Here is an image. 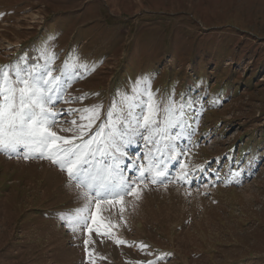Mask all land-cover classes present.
Wrapping results in <instances>:
<instances>
[{"label":"rangeland","instance_id":"374dc122","mask_svg":"<svg viewBox=\"0 0 264 264\" xmlns=\"http://www.w3.org/2000/svg\"><path fill=\"white\" fill-rule=\"evenodd\" d=\"M21 58L53 75L76 70L54 98L61 136L80 135L87 121L76 110L100 104L85 136L94 131L117 87L137 96L166 85L157 75L135 80L142 75L181 78L173 95L153 94L179 104L187 91L203 110L196 137L176 139L173 151L166 139L159 151L141 135L121 142L126 177L139 176L153 152L168 160L164 175L153 183L145 173L138 194L106 197L99 209L90 194L86 225L57 215L86 202L66 171L23 149L0 151V264H264V0H0V66ZM230 145L257 154L234 176L213 177V162L192 173L202 148L213 156Z\"/></svg>","mask_w":264,"mask_h":264},{"label":"snow or ice","instance_id":"6c2138e0","mask_svg":"<svg viewBox=\"0 0 264 264\" xmlns=\"http://www.w3.org/2000/svg\"><path fill=\"white\" fill-rule=\"evenodd\" d=\"M63 82L62 76H53L47 66L29 65L23 58L14 65L0 66V151L19 154L23 149L25 159L29 156L47 158L67 172L70 182L75 181L77 187L83 189L85 204L57 214L71 227L73 222L87 224L88 216L83 213L91 211L90 194L94 195L99 209V201L106 197L132 194V191L138 194L139 188L133 189V185L136 179L143 180L145 173L154 172L153 183L164 175L160 170L164 165L153 157L147 167L137 168L139 176L126 177L115 153L121 151V142L134 135L154 143L159 151L160 140L173 139V129H180L175 139L187 134L184 118L188 105L183 100L177 104L174 99H157L145 87L141 95L146 98L141 108L135 90L131 96L123 93L106 109V120L96 126L86 141L83 140L86 130L92 129L104 106L98 104L76 110L86 114L80 119L87 123L78 126L79 137L68 138L52 130L62 111H54V108ZM145 132L148 135H143ZM78 139L80 143L75 142ZM166 147L173 151L175 145L166 144ZM105 158L114 163H104Z\"/></svg>","mask_w":264,"mask_h":264},{"label":"trees","instance_id":"16d2710c","mask_svg":"<svg viewBox=\"0 0 264 264\" xmlns=\"http://www.w3.org/2000/svg\"><path fill=\"white\" fill-rule=\"evenodd\" d=\"M223 46H220V48H222ZM259 64V63H257ZM65 68H69L70 67H65ZM71 75L74 74V71H70ZM157 75V81L158 82H162V81H166V85L163 86V87H160V86H157V87H152V86H149L147 87L149 89V91L151 93L154 92V89L158 90V95L161 94V97H169L171 96V94L173 95V91H175V87L178 86V85H181V78L179 77H176V79H171L170 77H167V76H161V75H158L157 73L156 74H150V75H142V76H139L137 78H135V80H138L139 82L140 81H143L147 78H149L150 80H153L152 77ZM132 75H130L128 77L129 80H133L131 79ZM228 76V75H227ZM226 76V79H229L230 77L232 78V75H229L228 77ZM73 77V76H72ZM63 78V77H62ZM127 79V80H128ZM127 82V81H126ZM125 86H121V87H117L115 90H114V93L111 97V104L119 99V96L120 94H123V93H126L125 91ZM145 89V87H141V91L140 93L136 96V99L137 101H139L140 103V106L141 108L143 107V101H144V97L141 95L143 93V90ZM178 99H179V102H181L182 100L184 102H186V104L188 105L186 108H185V128L187 129V134H185V136H190V133L193 132V130H195L196 128V124H197V117L195 116L194 112H193V109H192V100L190 99L189 97V93H181L179 92L178 93ZM137 111H139V109H137ZM100 116H102V113L100 114ZM107 118V116H105V119ZM100 119H97L95 123H97ZM180 129L179 128H175L171 131V136H173L174 133L176 132H179ZM80 135L76 136V137H79ZM89 137V135H87L86 137H83V140H86L87 138ZM76 143H80L81 140H76L75 141ZM203 149V148H202ZM201 149V152H200V156H201V160H202V164L204 163V161H206L207 159H209L211 156L209 154L206 155V151L205 150H202ZM238 150V151H237ZM236 150V147L235 146H229V148H226V150L224 152H222L220 155H216V156H219V158L221 159H224V161H228V164L226 165L224 163V166L222 167V172H225L227 170L230 169V166L232 165H235V166H239L241 163H242V160L243 158H245L246 156H254L255 155V152H250L249 151V146L247 145H241L240 147H238V149ZM237 153H238V157H237ZM216 159V158H215ZM236 163V164H235ZM215 164L217 165L216 168H219L221 167V162L215 160ZM198 167L202 168V165H199ZM239 263H248V260L247 259H241L239 261ZM230 264H237V262H233V263H230Z\"/></svg>","mask_w":264,"mask_h":264}]
</instances>
